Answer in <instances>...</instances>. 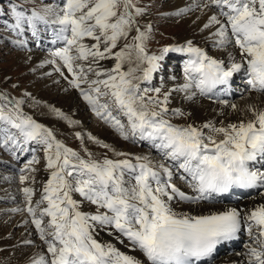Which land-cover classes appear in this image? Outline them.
I'll return each mask as SVG.
<instances>
[{"label": "snow or ice", "instance_id": "6c2138e0", "mask_svg": "<svg viewBox=\"0 0 264 264\" xmlns=\"http://www.w3.org/2000/svg\"><path fill=\"white\" fill-rule=\"evenodd\" d=\"M204 6H214L219 17H223L212 15L204 24L205 29L217 26L213 34L217 37L216 46L232 44L239 49L242 63L233 62L225 70L220 62L193 47L190 41L186 48H165V53L187 52L193 57L185 67L189 83L177 91L188 89L194 82L199 93L207 95L244 67L251 89L264 94V0H208ZM133 10L137 16L142 14L133 0H63L59 11L45 9V12H54L53 23L60 26L59 37L65 44L53 55L63 61L73 77L70 83L80 90L97 116L112 123L126 141L130 137L133 142L149 141L171 166H157L148 156L134 157L135 164L128 159L98 162L91 159L86 148L88 159H84L57 141L43 125L21 118L18 113H5L0 107V122L15 129L14 133H4L0 146L9 147L15 154V150L26 151L25 146L35 142L42 146L46 170L50 172L44 195L35 208L33 190L23 189L28 201L27 211L33 217L31 222L49 254L47 259L41 256L34 264H140L111 245H101L93 235L96 226L114 228L121 238H127L134 250L141 251L150 264H193V259L210 257L217 245L234 239L241 230L242 220L249 222V235L252 228H256V240L261 248L260 251L250 248L249 255L255 258V264H264V239H261L264 238V204L247 213L231 208L207 216L177 213L170 206L175 199L197 203L212 194H227L236 188L257 185L264 188V171L249 167L250 162L264 160V111L249 107L255 119H241L219 127L211 122L200 128L192 124H172L166 119L167 95L164 100H158L147 95V88L133 83L134 80H150L151 73L158 67L157 61L162 59L146 53V34L137 27L133 42L113 52L118 40L127 38L135 24ZM43 19L33 12L32 19L26 20L21 12L16 17L17 27L25 20L31 27L33 20ZM85 38L94 43L85 44ZM133 48L137 60L148 65L142 77L134 76L139 64L137 68L121 70L126 58L131 62ZM90 58L87 71L82 65L77 66V71L74 62ZM110 58L116 61L111 70L102 71L92 66ZM88 73L98 79L89 80ZM102 76L106 78L99 79ZM81 83L88 84V91L81 88ZM153 91L159 94L160 90ZM101 97L105 98L103 103ZM231 107L236 110L237 106ZM113 110L126 117L127 125L112 115ZM217 136L223 138L218 140ZM33 163H38L34 156L28 165ZM261 167L264 168V164ZM174 171L196 195H187L172 182ZM26 179L21 175V183ZM73 194L96 205V214L81 212ZM45 202L47 206L41 209ZM45 217L49 218L46 224Z\"/></svg>", "mask_w": 264, "mask_h": 264}, {"label": "rangeland", "instance_id": "374dc122", "mask_svg": "<svg viewBox=\"0 0 264 264\" xmlns=\"http://www.w3.org/2000/svg\"><path fill=\"white\" fill-rule=\"evenodd\" d=\"M14 1L19 3L17 4L18 6L14 5L8 0H0V107L4 108L5 113L10 111L14 113H18L21 116V118H30L35 122L43 125L45 128L49 129L53 133L57 141L61 142L66 147H70L72 150L77 152L84 159H88L84 151V149L86 148L87 151L91 153V159L98 162H102L104 159H112L114 161L131 159L130 161L131 162L133 161L132 163H134L136 161L134 157L142 156L141 152H145V151L148 153H152L154 157H157V159L160 160L159 153L158 152L154 153L151 150V148L148 146V144L143 143V141L137 139L135 140V142H133L131 137L127 141L124 140L120 136V134L115 130V127L112 125V123L110 122L106 123L103 119H101L99 116L96 115V113L92 110V107L81 96L80 90L76 89L75 87L73 88L72 83H70L72 89H75L77 91L76 92L75 90L72 91L68 90V91L75 95L78 94L77 97H79L78 98L79 101L82 102V104L86 108V110H84V108L80 107V110L82 109L81 111L83 113L87 112L92 120H98L105 127H107V129L110 132H114L115 137L117 138L118 141H122L128 144V146L130 147L128 152L130 154L124 155V157L117 155V153H121L120 150H118L117 148L116 149L112 148L111 145H109L107 142H105L104 140L100 139L97 136L98 133L96 132V130L99 129L95 128V126L91 123V120H90L91 124L89 123L88 129H85V125L82 124V122H80L79 120L73 118L72 116L66 113L64 106H62V103L60 101H57L58 100L57 98H55L56 101L54 99L55 96L61 97L62 95H60L57 90L54 91L51 88L53 84L47 82L48 77L46 76V74L44 75L41 74L40 71L41 68L33 65L30 62L29 58L26 56L28 52L22 49L17 44L19 37L17 33V20H16L17 14L21 12L23 13L26 20L31 19L32 17L30 16V11H31L30 8L37 9L39 16H43L44 19L33 20V24L31 28L34 32H36V34H41L44 31L42 28L43 26L47 27L50 26V24H53V20L55 19L54 12L59 11L60 7H62L63 0H14ZM21 2L25 3V5L23 6ZM133 2L135 4V7L141 10L142 14L137 16L135 15V11L133 10L132 15L135 24L132 26V29L129 31L127 38L121 37L118 40L117 47L113 49V52L120 51L125 44L132 43L133 37L137 35L135 29L138 27L140 31L144 32L147 36V39L144 41L146 53L151 56L162 57V59H159L157 61L158 67L155 71L151 73L150 80L147 81H144L142 79L134 80L133 83H139L142 89L147 88L148 89L147 95L154 97L158 100H164L166 95H167V100L169 98L175 99V97L173 96H168V94H171L172 92L174 93V89H170L168 87L174 88L176 86L173 82H171L172 79L176 77L177 78L186 77L185 61L186 59L187 61L189 59L187 58L188 53L177 52V51H169L165 53L163 50L165 48L168 49L180 48V46L189 43L186 42L179 44L177 37H179L182 33H185V31L191 30V28L189 27L190 25L183 20L185 19V16H187L193 10V7L189 8V6H185L180 9L176 8L175 7L176 0H133ZM45 9H52L54 10V12L51 13L45 12ZM190 34L193 37H195V30L192 29ZM83 42L86 44L85 40ZM190 42H194V41H190ZM194 45L196 44L194 43ZM212 46L210 45L209 48H211ZM73 53L76 54L75 51H73ZM89 60L91 61V58ZM81 61L74 62L75 63L74 67L82 65L85 71H87V67L90 61H82V62ZM109 61L110 63L106 64ZM98 62L96 64H93L92 66L94 68H98L100 64L101 69L100 68L98 69L102 71L111 70L115 65V63L112 60H108L107 62L100 60ZM126 62L128 63V65L127 67L123 65L121 69L122 71H127L128 70L127 68L129 67L137 68V65L139 64V68H137V70L134 72L135 77H142L144 68L148 66L146 63H140L137 60L136 51L134 48L131 51V62H129L128 59L126 60ZM102 68H104L105 70H103ZM77 71H78V67H77ZM87 75L89 80L98 79L93 73H88ZM72 78H73L72 74L71 73L69 74L68 72L67 74L63 75L61 81L66 84L69 83L72 80ZM104 78L106 77L104 76L99 77V79H104ZM164 87L167 88L165 89ZM81 88L82 89L84 88L83 90L88 91L87 83H82ZM37 89H40V92L36 91ZM154 89H159L160 90L159 94L153 91ZM44 90L50 91L49 92L50 95L45 93ZM41 92L44 94V96L49 95L50 97L48 99L46 98L41 99L40 94H38ZM60 92L66 94L64 91H60ZM92 95L95 96V93H92ZM7 97L13 99L15 102H19L18 103L19 105L22 104L27 113L24 112L22 113L16 107L10 105L8 103ZM104 99H105L104 97H101L100 102L103 103ZM55 102L61 108L59 107V109H57V105ZM40 104L44 105L45 107L40 108L41 106ZM167 107L169 109V112L166 116V119H168L172 124L177 126H186L188 124H191L187 122L189 121V117L187 114H185L186 113L185 111H178L175 110L174 108H171L168 102H167ZM180 113H182L184 116L181 115ZM29 114L32 115L33 117L30 116ZM112 115L117 117L118 119L121 120L122 123L127 125V119L121 113L113 110ZM45 117L49 120V122L52 121L53 124L52 125L48 124V122L45 119H43ZM57 121H60V123L57 124ZM6 131H10L14 133L15 129H11L9 125L0 122V141H1L0 145H2L3 143L4 133ZM205 132L207 133V131ZM77 134H79L80 137L79 139L77 138ZM102 145H107V147H104ZM25 147L27 149L26 151L15 150V154H13V151L10 150L9 147L0 146V231L1 232H3V230L5 231L3 232L5 234H3L2 236L0 234L1 236L0 243L2 245H3L2 241L3 242L4 240L8 241L9 238H11V236L12 238L10 241L11 242L16 241L17 239L15 238V235L17 230L19 229L18 226H14L9 222L6 223V221L4 220L7 217H9V215L15 211L16 206L19 205V204L15 205V203L8 202L9 197H11L10 199L13 200L12 193L18 195V192L20 191L19 196L22 199V203L24 205V207L22 206L23 209L22 211H24L25 206H27V204L25 203L26 196L23 192V189L25 187L32 186V190H34L36 194L35 196L32 195V198L36 202L40 198L39 193L42 194L44 190V185L40 186V183L47 180L46 178H49L50 176V172L46 170V159L42 146L36 144L35 142H30ZM33 156L36 158L38 163L31 164L30 169H35V171L29 170L28 172H26V173H30V175L26 176L27 179L25 180L24 183L18 181L17 183L18 190H16V188H14L12 185L13 179L17 175L18 171L21 170L25 166V164H28V161L31 160ZM135 163H137V161ZM169 165L171 166V164ZM7 185L9 186L7 187ZM3 188L6 190H4ZM73 197H80V196L78 194H73ZM18 199L19 197H16V201H18ZM45 204H43V206H45ZM32 206L35 208L36 204L32 202ZM41 207L42 205L40 206V208ZM94 209L95 210L91 213V215L96 213L97 209L96 208ZM26 213H28L27 208L24 211V214ZM27 218L31 225V220L33 218H31V220L28 216ZM48 219H49L48 217L44 218L45 224L47 223ZM11 220L13 219L11 218ZM7 225L9 226V229L7 228ZM11 225H13V227ZM31 227L33 228L32 225ZM34 232L35 234L32 233L33 234L32 242L29 243L24 242L19 245L18 243H16V246L18 245L19 247L37 248L36 247L37 244L44 245L45 255L46 258H48V254L46 252V247L44 242L40 239L39 233H37L36 229L34 230ZM6 234L9 236H7ZM98 234L99 231L95 229L93 233L94 238H96ZM114 242L115 239L113 236H111L108 240V243L115 244ZM12 249H13L12 246L5 247V250H12ZM6 253L7 251L0 250V254H1L0 257L5 255ZM14 263L16 264V262H12V264ZM3 264H7V262H5L4 260Z\"/></svg>", "mask_w": 264, "mask_h": 264}, {"label": "bare ground", "instance_id": "6f19581e", "mask_svg": "<svg viewBox=\"0 0 264 264\" xmlns=\"http://www.w3.org/2000/svg\"><path fill=\"white\" fill-rule=\"evenodd\" d=\"M207 3H208V0H176V4H175L176 8L180 9V8L185 7V6H189V8L193 7V10L187 16H185V19L183 21H186V23H188L190 25V26L189 25L188 26L191 28V30L192 29L195 30V37H193L190 34L191 30L185 29L187 31H185V33H182L179 37H177V40H178L179 44L186 43L189 41H194V42H191V45L193 47L201 49L207 56H209L211 59H214V60L220 62L221 66L225 70H228L231 67V64L233 62L242 63L241 57L239 55V49L234 47L232 44H228V45H225L223 47H217L216 46L215 41H216L217 37H215L213 34L216 32L217 26L213 25L212 27L205 29L204 24L208 22L209 18L212 15H218L217 14L218 9H216L214 6L213 7H205L204 5ZM218 18L223 19V17H219V15H218ZM201 39H202V41H201ZM87 43H88V41L86 40V44ZM194 43L196 45H194ZM212 43H213V46H212ZM210 45L212 46L211 48H209ZM187 46H188V43L183 45V46H180V48L181 47L186 48ZM185 53H187V52H185ZM26 56L29 58L30 62L35 66H37L39 62H42L45 60V57L40 53L26 54ZM27 57H25V58H27ZM187 58L192 59L193 57H191L190 54L188 53ZM108 60H112L114 63H116V61L114 59H111V58L103 60V61L107 62ZM126 60H127V58L123 62V65L125 67H127V65H128ZM108 63H110V61L107 62L106 64H108ZM100 66L101 65L99 64L98 68L101 69ZM102 69L105 70L104 68H102ZM45 73L50 74V77H48L49 79L47 78V82L53 84V86L51 88L54 91L57 90L59 92V94L62 95L61 97L55 96L54 99L57 98L58 99L57 101H60L62 103V106H64V109L66 110V113L68 115H70L73 118L82 122V124L85 125V129H88V125H89L90 120H91V123L95 126V128L99 129V130H96V132L98 133L97 136L100 139L107 142L109 145H111L112 148H114V149L117 148L118 150H120L121 153H128V155L130 154L128 152V150L130 149L128 144H126L122 141H118L117 138L115 137L114 132H110L107 129V127H105L98 120H92L87 112L83 113L81 111L82 109L80 110V107L84 108V110H86V108L82 104V102L79 101V99H78L79 97H77L78 94L75 95V94L69 92V91H72L74 89L70 88L68 85L63 83L58 76L54 75L55 73L52 74V71L49 67H46L42 70L41 74L44 75ZM193 75H195V74H193ZM236 76L238 78L242 79L239 84L235 82ZM248 79H249V77L246 74V72L244 71V67H242L241 71L234 72L233 75L231 77H229L226 84H218L207 95H201L199 93V90L195 88L194 82H192V86L189 87L188 89L177 91V89H183L184 84L189 83V80L187 77H178V78L176 77V78L172 79V81H171L176 86L174 88L168 87L170 89H174V93L171 91L172 93L168 94V96H173V97H175V99L169 98L167 101H168L171 108H174L175 110H178V111L183 109L186 112L185 114H187L189 117V121H187V122L195 125L197 128H200L203 124L209 123V122H211V123L215 124L217 127H219L222 124L227 125L230 122L236 123L241 119H243L245 121L253 120V119H255V117L252 114V112L249 111V107L256 110L257 112L258 111H264V94L252 90L251 86L247 82ZM36 91L40 92V89H37ZM44 91L47 94H49V92H50L48 90H44ZM44 91H42V92H44ZM60 91H64L66 94H63ZM42 92L38 93V94H40L41 99H43V98L48 99L50 97L49 96L50 94L44 96V94ZM75 92H76V90H75ZM55 101H56V99H55ZM233 104H235L237 106L236 110L232 109L231 105H233ZM40 105H41L40 108L45 107L42 104H40ZM56 105H57V109H59L60 106H58L57 103H56ZM178 107H180L182 109H180ZM54 109H53V111H54ZM88 110H89V108H88ZM214 114H215V117H214ZM63 115H65V114H63ZM57 117H58V115H57ZM43 119H45L48 122V124H50V125L53 124V122L52 121L49 122V120L46 117ZM69 122H71V121H69ZM183 122H185V121H183ZM58 123H60V121H57V124ZM54 124H56V123H54ZM70 125H72V124H70ZM205 131H207V130H205ZM221 138H223V137L217 136V139H221ZM114 149H112V150H114ZM148 151H150V150H148ZM141 154H142V156H148L151 159V161L153 162V164H155L157 166L160 164H163V163H161V161H159L153 155H151L150 153H148L146 151L141 152ZM136 156H138V155H136ZM135 162H134V164H135ZM177 180L173 174V181L172 182L179 189H181L187 195H196V193L193 191V189H191L187 184L183 183L181 179L177 178ZM8 186L9 185H7V187ZM4 190H6V189H4ZM219 195L220 194H212L211 195L212 199H216L218 202V203L213 204V205L208 204L207 201H205V200H202L203 202H200V203L199 202H197V203H184L183 201H180L179 199H175L171 202L170 206L177 213H183V214H187L190 216H206V215L214 214V213H217L219 211L226 210L229 208H236L237 210H246L248 208L249 210H251V209L258 206L256 200H245V201L240 200V198H238L236 196L234 189L230 192L229 197L224 202L219 198ZM73 199H75L79 202V210L81 212L87 213L88 215H91V213L95 210L94 208L97 209L96 205L92 206L89 203H85V201L81 198L73 197ZM16 210H18V211H16ZM22 210H23L22 206L18 205V206H16L15 211L13 213H11L9 215V217L4 219L6 221V223L9 222V223L13 224L14 226H18L19 229L17 230L16 235H15V238L17 239L16 241H12V242L10 241L12 236H11V238H9L8 241L2 239V240H4V242L2 241L3 245L0 243V250L7 251V253L0 257V264H3L4 260H5V262H7V264L8 263L12 264V262H16V264H34V261L38 260L41 256H44L46 258L45 251H44V245H38L37 244V246H36L37 248L33 247L34 249L32 247H31L32 248L31 249V248H27V247H19L18 246L19 244L24 243V242H27V243L32 242L33 241L32 240L33 234H35L34 230L36 229L35 225L32 224V222H31V225L33 226V228H32L29 221H28L27 216L28 217L30 216L29 213L24 214V211H22ZM101 211H104V210H101ZM11 215H13V216H11ZM11 218L13 220H11ZM30 220H31V218H30ZM13 225H11V226L13 227ZM7 228L9 229L8 225H7ZM96 229L99 231V234L96 236L95 239L101 245H111L114 249H116L120 253L128 255L129 257L133 258L134 260L139 261L140 264H150V262L147 261V258L143 255V253L141 251H139L138 249L134 250L132 248L130 242L127 240V238H121L120 234L118 232H116V230L114 228H112L111 226H106V227L96 226ZM247 229H248V223L245 227V232H247ZM3 232H5V231L3 230ZM3 232L0 231L1 236L3 234H5ZM248 234H249V232H248ZM254 234L255 233L252 232V235H254ZM7 236H9V235H7ZM111 236L114 237V239H115L114 243L115 244H113V243L109 244L108 243V240ZM249 237H251V236L247 235V237H245V240H248ZM262 239H264V238H262ZM5 241H7V242H5ZM14 243H15V245H14ZM16 243H18L17 246H16ZM244 245H245V243H244ZM7 246H12L13 249L12 250H5V247H7ZM32 246H34V245H32ZM45 247H46V245H45ZM234 249L236 251L235 255L231 256L228 253H221L218 256H215L213 259H210L207 262V264H230V263L248 264L247 263L248 260L255 263V258L251 257L249 255L250 250L246 251V253H245L240 248V246L234 247ZM46 252H47V250H46Z\"/></svg>", "mask_w": 264, "mask_h": 264}]
</instances>
